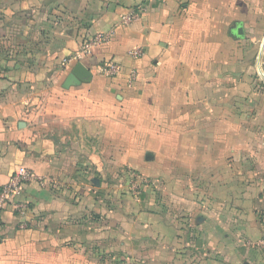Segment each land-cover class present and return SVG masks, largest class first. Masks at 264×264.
I'll use <instances>...</instances> for the list:
<instances>
[{
	"label": "crops",
	"instance_id": "1",
	"mask_svg": "<svg viewBox=\"0 0 264 264\" xmlns=\"http://www.w3.org/2000/svg\"><path fill=\"white\" fill-rule=\"evenodd\" d=\"M262 30L264 0H0V189L44 178L0 264H264Z\"/></svg>",
	"mask_w": 264,
	"mask_h": 264
},
{
	"label": "built area",
	"instance_id": "2",
	"mask_svg": "<svg viewBox=\"0 0 264 264\" xmlns=\"http://www.w3.org/2000/svg\"><path fill=\"white\" fill-rule=\"evenodd\" d=\"M136 17L137 14L135 13V11H130L123 17V20L125 22H131L136 19ZM102 40H104V36L99 35L98 41ZM95 42L97 41L92 40L91 42L87 43L81 51L69 57H65L64 63L80 62L83 59L84 55L89 54L91 52V49ZM130 54L134 57H138L142 54V51L139 48L132 49L130 51ZM97 69L101 75H104L106 77H115L122 72L121 65L113 61L100 64L98 65ZM135 76L136 72L132 71L130 77L133 79L135 78ZM131 174L133 177L131 182L132 191L135 194H138L140 191L141 184H148L149 182L145 177H143L137 172L131 171ZM35 180L44 181V178L37 175L31 169L25 166H19L11 175L8 182L3 185V187L0 189V210L8 208L16 213L24 215L28 209V202L23 198L24 188L27 183ZM261 221L264 225V212L261 216ZM258 244L264 249V238L259 240Z\"/></svg>",
	"mask_w": 264,
	"mask_h": 264
},
{
	"label": "water",
	"instance_id": "3",
	"mask_svg": "<svg viewBox=\"0 0 264 264\" xmlns=\"http://www.w3.org/2000/svg\"><path fill=\"white\" fill-rule=\"evenodd\" d=\"M234 28V34L232 31L230 32L233 36H244V30L242 25H238ZM92 77L90 69L83 63L77 62L69 75L67 76L64 87L68 88L71 85L80 84L82 81L86 79H90Z\"/></svg>",
	"mask_w": 264,
	"mask_h": 264
},
{
	"label": "rangeland",
	"instance_id": "4",
	"mask_svg": "<svg viewBox=\"0 0 264 264\" xmlns=\"http://www.w3.org/2000/svg\"><path fill=\"white\" fill-rule=\"evenodd\" d=\"M262 36L260 37L258 41V58H259V64H260V69L262 68V61L264 60V30H262Z\"/></svg>",
	"mask_w": 264,
	"mask_h": 264
}]
</instances>
